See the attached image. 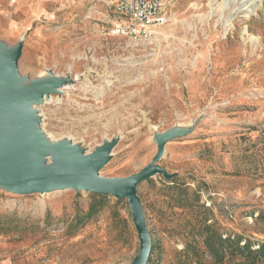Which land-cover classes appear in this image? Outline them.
<instances>
[{
  "label": "rangeland",
  "instance_id": "1",
  "mask_svg": "<svg viewBox=\"0 0 264 264\" xmlns=\"http://www.w3.org/2000/svg\"><path fill=\"white\" fill-rule=\"evenodd\" d=\"M109 1L0 0V46L22 84L57 86L26 104L39 168L59 144L82 158L108 147L97 176L124 179L163 140L168 179L136 188L147 264H264L238 249L264 245V0H163L167 23L143 42L108 32ZM94 196L0 187V264L131 263L127 200Z\"/></svg>",
  "mask_w": 264,
  "mask_h": 264
},
{
  "label": "water",
  "instance_id": "2",
  "mask_svg": "<svg viewBox=\"0 0 264 264\" xmlns=\"http://www.w3.org/2000/svg\"><path fill=\"white\" fill-rule=\"evenodd\" d=\"M14 57L8 56L0 46V187L16 194L73 190L126 199L139 237L138 254L129 264H147L151 240L136 188L155 175L168 179L158 165L164 154V141L159 140L158 153L147 166L124 179L97 176L108 160V147L91 157L82 158L66 145L59 144L53 151L55 166L40 169L41 145L26 104L41 102L44 95L56 91L57 86L49 82L25 87L14 67Z\"/></svg>",
  "mask_w": 264,
  "mask_h": 264
},
{
  "label": "built area",
  "instance_id": "3",
  "mask_svg": "<svg viewBox=\"0 0 264 264\" xmlns=\"http://www.w3.org/2000/svg\"><path fill=\"white\" fill-rule=\"evenodd\" d=\"M109 5L108 32L133 42L152 40L168 20L163 0H110Z\"/></svg>",
  "mask_w": 264,
  "mask_h": 264
},
{
  "label": "trees",
  "instance_id": "4",
  "mask_svg": "<svg viewBox=\"0 0 264 264\" xmlns=\"http://www.w3.org/2000/svg\"><path fill=\"white\" fill-rule=\"evenodd\" d=\"M94 197H96L98 200H96L95 202H94V205H96V206H98V207H101L104 203H105V200H106V198L105 197H103V196H94ZM92 209H93V205H92V207H90V211H92ZM93 215V214H92ZM91 216V214H89V216L88 217H90ZM229 240H224V241H222V243H226V242H228ZM239 247V246H238ZM238 249H240L241 251H243V252H248V253H253L255 256H260L262 259H264V245H262V246H260L259 248H258V250H256V251H251L250 250V247L248 246V245H244V246H242V247H240V248H238Z\"/></svg>",
  "mask_w": 264,
  "mask_h": 264
}]
</instances>
